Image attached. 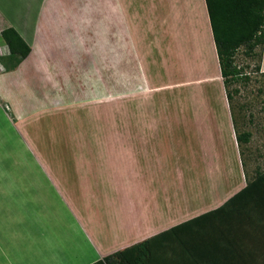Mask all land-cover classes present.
Instances as JSON below:
<instances>
[{
  "label": "crops",
  "instance_id": "0c3cea01",
  "mask_svg": "<svg viewBox=\"0 0 264 264\" xmlns=\"http://www.w3.org/2000/svg\"><path fill=\"white\" fill-rule=\"evenodd\" d=\"M24 1L25 9L29 8L25 15L19 12L22 8L17 1L0 4V33L14 28L31 48L25 59L13 56L0 35V264H94L220 207L246 186L242 183L216 207L184 220L180 218L183 210L175 207L162 212L161 208L155 214L149 202L136 215L109 203L103 211L95 203L91 213L74 208L69 194L50 176V162L29 158L31 151L37 157L36 136L51 134V142H57L58 128L50 127V117L76 122L71 125L76 134L70 147L75 152L93 151L94 158L72 160L76 166L87 168L98 162L118 165L127 158L131 164L138 156L145 158L147 137L159 136L162 127H168L162 100L155 97L166 88L177 91L218 83L226 105L228 98L206 0H56L50 1L49 12L40 0ZM155 29L158 38L148 39ZM120 40L126 44V53L135 56L136 67L142 73V95L134 93L130 98L133 113L128 134L132 136L104 144L97 135L101 132L93 128L101 118L95 103L100 99L97 80L103 79L101 75L97 80L88 75V82L87 66L91 65L93 71L98 66L102 69V61L96 59L104 52L110 54V84L118 101ZM190 45L192 53L205 56L215 67L214 75L200 77L204 72L196 73L197 69L188 66L193 62L181 58L189 53ZM155 50L159 58L169 53L183 59L180 67L189 79L157 83L164 61L153 56ZM199 60L202 58L197 57ZM88 85L92 91L89 99ZM200 96L205 94L200 92ZM232 141L235 146V139ZM16 143L20 153L14 150ZM112 154L123 158H112ZM237 159L244 179L238 154ZM79 188L85 194L90 192L88 182L82 181ZM52 194H56L55 203ZM190 206L188 214L193 213Z\"/></svg>",
  "mask_w": 264,
  "mask_h": 264
},
{
  "label": "rangeland",
  "instance_id": "374dc122",
  "mask_svg": "<svg viewBox=\"0 0 264 264\" xmlns=\"http://www.w3.org/2000/svg\"><path fill=\"white\" fill-rule=\"evenodd\" d=\"M11 1L20 3L22 10L19 9V12L22 15L29 14L27 12L29 8L24 7V0H0V4L3 6ZM50 1L56 0H40L44 3L46 12L50 11L48 10ZM76 1L82 3V0ZM91 10L93 11V8ZM155 26L157 28V25ZM157 30L146 37L158 38L160 34ZM164 39L167 43L170 42V39ZM119 45L118 101H116V91L110 84V54L104 52L99 56L100 59H96V62L102 61V69L98 66L97 70L93 71L90 62L87 66L90 67L87 69L88 82L90 81L88 75L89 77L94 75L96 80L101 75L103 79V82H100L99 78L97 80V92L101 100L95 103L100 109L101 120L95 122L93 128L101 132L97 135L102 138L104 144L113 140L126 141L125 138L132 136L128 134L132 128L130 120L133 113L131 110L133 101L130 98L134 93L137 96L142 95L140 93L142 91H139L141 85L139 79L142 78V73L136 67V58L131 53H126L124 41L120 40ZM191 49L193 50L192 45L187 47L189 53L181 57L193 62L194 65L189 63L188 66L197 69L196 73L204 72L200 77L214 75L215 67H212L210 61H206L203 55H195ZM245 52L244 47L239 49L236 64L243 76L249 79L231 86L232 90H239V94H236L230 103L231 108L228 101L225 105L223 98L225 93L218 83H205L199 88L193 86L177 91L166 88L165 92L155 96L158 100H162L160 103L167 113L168 127H162L159 136L147 137V144L143 148L145 158L138 156L131 164H128L127 158H124L123 163L118 160L120 162L118 165L98 162L87 168H80L72 159L94 158V152L87 154L73 151L70 146L75 143L73 135L76 133L72 129L74 126L71 125L76 122L62 120L60 117H50V127L58 128L55 135L57 142H51L54 140L51 134L36 136L37 157L31 151L29 158L48 160L50 176L69 194L70 204L86 213H91L92 209H95L92 208L95 203L99 206V210H107L106 205L109 203L119 207L122 212L127 210L128 214L133 212L136 215L144 204L149 202L155 214L157 210L161 211V208L162 212L175 207L180 211L183 210L180 218L184 220L212 209L229 192L236 191L242 183L246 185L258 172L264 171V51L262 59L247 58ZM153 56L159 58L157 50L153 51ZM176 57L168 53L159 58L164 63L161 62L163 70L158 72L160 76L157 83L167 84L189 79L180 67L183 59L177 57L175 61ZM197 57L202 60L197 62ZM194 62L197 63L196 67ZM259 64L262 69L258 72L256 67ZM100 69L102 71H98ZM41 90L39 87V91ZM86 92V98L89 99L92 95L89 85ZM200 92L205 96L201 97ZM199 102L203 104V108ZM238 132H250L252 134L250 141L247 144H240L236 137ZM92 135L95 137L94 134ZM232 138L235 139L236 147ZM136 143L142 142L136 141ZM15 147V152L20 153L17 143ZM77 153L80 155L78 156ZM237 154L243 166L244 179L241 176ZM112 158H123V156L112 154ZM38 171L39 174H43L41 169ZM82 181L88 182L90 186L88 194L79 188ZM54 193H57L55 188ZM51 196L55 203L56 194ZM215 202L218 203L213 204ZM189 203L191 204L189 209L193 211L190 214L187 212ZM54 208L56 210V206ZM155 214L151 217L153 218Z\"/></svg>",
  "mask_w": 264,
  "mask_h": 264
},
{
  "label": "trees",
  "instance_id": "16d2710c",
  "mask_svg": "<svg viewBox=\"0 0 264 264\" xmlns=\"http://www.w3.org/2000/svg\"><path fill=\"white\" fill-rule=\"evenodd\" d=\"M206 5L230 105L239 94L231 86L249 79L236 64L239 49L245 48L247 58L262 59L264 0H206ZM0 35L11 55H30V46L14 28ZM261 69L259 64L256 70ZM251 136L236 133L240 144ZM94 264H264V171L220 207Z\"/></svg>",
  "mask_w": 264,
  "mask_h": 264
}]
</instances>
